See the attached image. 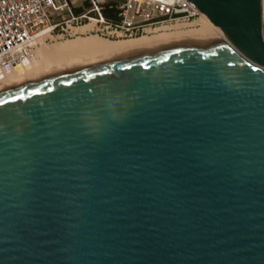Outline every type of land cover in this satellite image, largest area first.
<instances>
[{
	"label": "water",
	"instance_id": "1",
	"mask_svg": "<svg viewBox=\"0 0 264 264\" xmlns=\"http://www.w3.org/2000/svg\"><path fill=\"white\" fill-rule=\"evenodd\" d=\"M218 27L0 81V264H264L263 0Z\"/></svg>",
	"mask_w": 264,
	"mask_h": 264
},
{
	"label": "built area",
	"instance_id": "2",
	"mask_svg": "<svg viewBox=\"0 0 264 264\" xmlns=\"http://www.w3.org/2000/svg\"><path fill=\"white\" fill-rule=\"evenodd\" d=\"M85 0H82L81 5ZM117 4L120 21L102 13L108 2ZM91 6L75 14L71 0H0V69L17 65L30 56L32 39L44 31L55 36L73 35V27L90 26L88 33L135 38L158 32L200 26L206 19L190 0H89ZM56 30L63 31L61 34ZM222 37H224L221 31Z\"/></svg>",
	"mask_w": 264,
	"mask_h": 264
},
{
	"label": "bare ground",
	"instance_id": "3",
	"mask_svg": "<svg viewBox=\"0 0 264 264\" xmlns=\"http://www.w3.org/2000/svg\"><path fill=\"white\" fill-rule=\"evenodd\" d=\"M264 9V0H263ZM90 28L88 25L73 27L76 32L85 33ZM182 28L178 26L174 32L158 33L153 36H143L140 38H133L130 40H119L110 41L101 39L97 36L91 37H79L74 40L66 42H57L55 44L45 43L46 38H51L49 31H44L37 37L42 40V46L34 50L35 45L38 44L36 38L32 39L31 44L33 49L30 51V56L26 59L29 60L25 63H21L19 66L4 68L0 71V81L12 78L14 76L30 72L36 69H40L53 64L65 62L68 60L88 56L91 54L114 50L129 46H135L140 44H146L151 42L193 36V35H207V34H218L221 35V30L214 26V24L208 19H201L200 26L195 29L181 30ZM60 36V35H59ZM56 37V36H55ZM42 38V39H41ZM18 65V64H17Z\"/></svg>",
	"mask_w": 264,
	"mask_h": 264
},
{
	"label": "rangeland",
	"instance_id": "4",
	"mask_svg": "<svg viewBox=\"0 0 264 264\" xmlns=\"http://www.w3.org/2000/svg\"><path fill=\"white\" fill-rule=\"evenodd\" d=\"M73 6L77 7V6H80L81 3H82V0H71ZM195 28H198V27H195ZM195 28H191V29H195ZM190 30L189 28H182L181 30ZM175 31V30H174ZM173 30H170V31H167V32H174ZM63 31H58L56 30L55 33L57 34H61ZM166 31H163V32H158V33H165ZM158 33H155V34H158ZM73 35H61V36H56L54 38H52V40H47V38L45 39V43L47 44H55L57 42H66V41H70V40H74V39H77L79 37H91V36H97L101 39H105V40H110V41H119V40H130V39H133V38H117V37H108V36H102V35H98L96 33H88V32H85V33H81V32H76L75 30L73 31L72 33ZM155 34H151V35H148V36H153ZM145 36V35H143ZM143 36H138V37H135V38H140V37H143ZM147 36V35H146ZM40 37H37V41H38V44L35 45V49H37L38 47H41L42 46V40H39ZM42 39V38H41ZM30 59V58H29ZM28 59V60H29ZM28 60H24L23 62L21 63H25L26 61ZM21 63H19L18 65H15V66H19ZM15 66H9V67H15ZM5 69L8 68V67H4ZM4 68H1L0 71Z\"/></svg>",
	"mask_w": 264,
	"mask_h": 264
},
{
	"label": "trees",
	"instance_id": "5",
	"mask_svg": "<svg viewBox=\"0 0 264 264\" xmlns=\"http://www.w3.org/2000/svg\"><path fill=\"white\" fill-rule=\"evenodd\" d=\"M90 6L91 3L89 2V0H85L82 5L77 7L74 6L73 11L75 14L78 15L81 14L86 8H89ZM102 13L105 17H107L109 20L113 21L114 23H118L120 21L117 4L112 1L103 5Z\"/></svg>",
	"mask_w": 264,
	"mask_h": 264
}]
</instances>
